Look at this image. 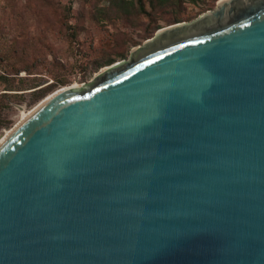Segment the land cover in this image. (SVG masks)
<instances>
[{
	"label": "water",
	"instance_id": "water-1",
	"mask_svg": "<svg viewBox=\"0 0 264 264\" xmlns=\"http://www.w3.org/2000/svg\"><path fill=\"white\" fill-rule=\"evenodd\" d=\"M55 92L0 138V264H264V0Z\"/></svg>",
	"mask_w": 264,
	"mask_h": 264
},
{
	"label": "rangeland",
	"instance_id": "rangeland-1",
	"mask_svg": "<svg viewBox=\"0 0 264 264\" xmlns=\"http://www.w3.org/2000/svg\"><path fill=\"white\" fill-rule=\"evenodd\" d=\"M216 2L145 0L141 11L137 0H0V68L14 72L12 62L15 76L37 84L7 90L4 112L12 123L0 138L44 97L89 82L102 67L128 59L159 28L176 18L192 20Z\"/></svg>",
	"mask_w": 264,
	"mask_h": 264
},
{
	"label": "trees",
	"instance_id": "trees-1",
	"mask_svg": "<svg viewBox=\"0 0 264 264\" xmlns=\"http://www.w3.org/2000/svg\"><path fill=\"white\" fill-rule=\"evenodd\" d=\"M144 1L145 0H137V7L141 11H145L144 9ZM168 1L172 2L174 0H165V2L168 3ZM151 2V1H150ZM69 3V0H68ZM134 3V2H133ZM133 3H130L131 5ZM177 3V2H175ZM66 10V13L68 15L69 7L67 9H63V12ZM65 14H60L61 18L67 17ZM181 19L176 18L175 22L179 21ZM63 20L60 19V23ZM111 61H108L107 63H110ZM9 66L14 70V72H7L6 70L0 68V135L3 131V129L8 128L12 120L10 118H7L6 113L4 112L6 108L10 106L9 97L11 96V93H8L7 90H19L23 89L25 86H28V88L36 87L37 84L26 81L25 79L15 76L18 72L17 69H14V64L12 62H9ZM30 73V72H28Z\"/></svg>",
	"mask_w": 264,
	"mask_h": 264
},
{
	"label": "bare ground",
	"instance_id": "bare-ground-1",
	"mask_svg": "<svg viewBox=\"0 0 264 264\" xmlns=\"http://www.w3.org/2000/svg\"><path fill=\"white\" fill-rule=\"evenodd\" d=\"M73 86H74V85H73ZM69 87H70V86H69ZM62 88H64V87H62ZM62 88H59L58 90H56V92L61 91ZM56 92H55V93H56ZM53 94H54V92L51 93L50 95H48V96L46 97V99H47L48 97L52 96ZM29 111H30V110H29ZM29 111H28V112H29ZM28 112H26V111H22V117H21V118H23L24 116H26Z\"/></svg>",
	"mask_w": 264,
	"mask_h": 264
}]
</instances>
